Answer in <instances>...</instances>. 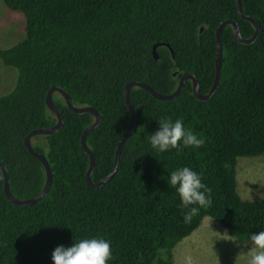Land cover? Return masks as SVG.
<instances>
[{
	"label": "trees",
	"instance_id": "16d2710c",
	"mask_svg": "<svg viewBox=\"0 0 264 264\" xmlns=\"http://www.w3.org/2000/svg\"><path fill=\"white\" fill-rule=\"evenodd\" d=\"M2 2L25 22L24 38L0 49V63L16 72L13 89L0 96V162L19 200L36 196L44 185L43 167L23 140L31 130L55 125L45 105L50 87L64 89L76 107H93L101 116L86 138L96 161L91 178L97 183L112 170L116 145L129 123L123 99L127 83L138 81L171 94L183 74H192L206 94L214 79L218 24L233 20L242 39L253 34L235 0ZM241 4L258 23V37L242 45L234 41L231 26L223 29L220 83L207 102L194 98L190 81L171 101L131 90L136 126L114 176L100 188L85 184L89 160L80 147L93 116L74 114L59 94L53 95L63 127L31 139L33 150L51 168L47 196L33 206L12 205L0 171V264H53L57 246L85 238L110 241L108 264H173L174 248L205 217L248 244L252 233L264 230V198L243 199L235 172L237 159L264 155V0ZM162 44L169 45L174 59ZM163 118L182 119L205 144L179 152L153 149L149 137ZM180 167L196 171L212 189L211 206L201 208L189 223L184 221L188 209L168 184L170 173Z\"/></svg>",
	"mask_w": 264,
	"mask_h": 264
},
{
	"label": "water",
	"instance_id": "95a60500",
	"mask_svg": "<svg viewBox=\"0 0 264 264\" xmlns=\"http://www.w3.org/2000/svg\"><path fill=\"white\" fill-rule=\"evenodd\" d=\"M184 1L191 2L192 0H184ZM235 3H236V8H237V12H238L239 16L242 19L251 23V25L253 26V34L247 40L242 39L240 34H239L238 24L233 20L226 19V20L221 21L218 24L216 31H215L216 54H215L214 79H213V83L211 85L210 90L206 94H202L200 92L197 79L192 74H183L179 78V81H178V84H177L175 91L171 94H160V93L156 92L155 90H153V88L151 86H149L148 84L138 82V81H132V82H129L126 84V86L124 87V90H123V99H124L125 105H126L128 112H129V123H128V126H127L125 133L123 134V136L120 138V140L118 141V143L116 145L113 168L110 171V173L105 178H103L100 182L93 183V181H92L91 177H92V172L94 170L96 161H95V156H94L93 152L88 148V146L86 144L87 136L95 128H97L99 126V124L101 123V116H100L99 112L93 107H76L73 104L71 97L69 96V94L64 89L57 87V86L50 87L49 90L46 92V95H45V105H46L47 110L56 119L55 125L53 127H50V128H38V129L31 130L25 136V138L23 140V145H24L25 149L28 151V153L31 156H33L36 160H38L43 167L44 174H45V181H44L43 188L39 194H37L36 196H34L32 198H29L26 200L16 199L10 191L9 175L6 171V168L0 162V171H1L2 176H3V193L5 195V198L12 205L17 206V207L33 206V205L39 203L40 201H42L50 191L52 181H53L50 165H49V163H48V161L44 155L33 150L32 146H31V139L35 136L54 135L55 133L60 131L61 128L63 127V117L60 114L59 109L57 108V106L54 104V102L52 100V97L54 94H59V96L62 98L63 102L65 103L66 107L71 112H73L74 114H76V115L89 114V115L93 116V122L91 123L90 126H88L83 131L81 138H80V147H81L82 151L87 155L88 160H89L88 169H87L86 174H85V184L90 188H100L114 176V174L117 170V167H118V161H119V155H120L121 149L124 146V144L126 143V141L130 138V136L132 135V133L135 129L136 115H135L134 107H133L131 100H130V92L133 88H140V89L146 91L156 100L171 101V100L177 98L181 94V91H182L185 83L187 81H190L192 94H193L194 98L197 99L198 101H201V102H207L215 94V92L218 89L219 83H220L221 67H222V32H223V29L228 25L231 26L234 41L237 42L238 44H242V45L252 44L257 39L258 34H259V26H258V23L256 22V20L252 17L246 16L243 13L241 0H235ZM158 45H160V44L154 45L152 48V55H153V58L155 60L158 59V56L156 53V48ZM162 45L165 46L166 48H168V50L171 53L172 59H174L173 52H172L171 48L169 47V45L168 44H162Z\"/></svg>",
	"mask_w": 264,
	"mask_h": 264
},
{
	"label": "rangeland",
	"instance_id": "374dc122",
	"mask_svg": "<svg viewBox=\"0 0 264 264\" xmlns=\"http://www.w3.org/2000/svg\"><path fill=\"white\" fill-rule=\"evenodd\" d=\"M24 17L9 10L0 0V49H7L24 38ZM16 72L0 63V96L14 87ZM239 195L249 201L264 198V155L239 158L235 167ZM251 245L230 237L225 229L205 217L197 230L180 242L174 264H247Z\"/></svg>",
	"mask_w": 264,
	"mask_h": 264
},
{
	"label": "clouds",
	"instance_id": "9594fccd",
	"mask_svg": "<svg viewBox=\"0 0 264 264\" xmlns=\"http://www.w3.org/2000/svg\"><path fill=\"white\" fill-rule=\"evenodd\" d=\"M149 139L152 148L161 153L172 149L179 152L188 147L200 148L205 144L204 138L185 128L182 119H161L158 130ZM168 184L178 193L181 207L188 209L185 223L191 222L201 208L212 204V189L190 167L173 170ZM249 239L251 247L246 252L247 264H264V230L252 233ZM112 258L111 243L103 238H85L69 247L57 246L52 252L53 264H108Z\"/></svg>",
	"mask_w": 264,
	"mask_h": 264
},
{
	"label": "crops",
	"instance_id": "0c3cea01",
	"mask_svg": "<svg viewBox=\"0 0 264 264\" xmlns=\"http://www.w3.org/2000/svg\"><path fill=\"white\" fill-rule=\"evenodd\" d=\"M186 238H187V237H186ZM186 238H185V239H186ZM182 241H183V240H182ZM182 241H181V242H182ZM175 248H176V247H175ZM175 248H174V250H175ZM175 262H176V259H175V252H174V255H173V264H174Z\"/></svg>",
	"mask_w": 264,
	"mask_h": 264
}]
</instances>
